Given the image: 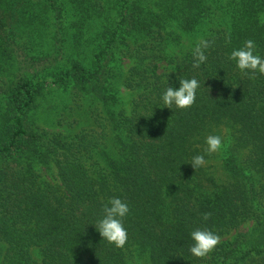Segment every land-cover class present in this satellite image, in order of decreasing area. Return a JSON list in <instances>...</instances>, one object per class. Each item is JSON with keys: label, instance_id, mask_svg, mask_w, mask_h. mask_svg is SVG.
Segmentation results:
<instances>
[{"label": "trees", "instance_id": "obj_1", "mask_svg": "<svg viewBox=\"0 0 264 264\" xmlns=\"http://www.w3.org/2000/svg\"><path fill=\"white\" fill-rule=\"evenodd\" d=\"M46 28L34 55L96 127H40L29 116L43 82L2 79L0 264H264V75L228 59L246 40L264 56V0H0V60ZM201 40L207 60L194 67ZM192 77L191 107H159L169 83ZM120 87L134 94L128 111ZM208 135L220 151L206 153ZM52 166L53 181L40 172ZM110 197L130 209L122 248L93 225ZM196 228L219 237L203 257L188 250Z\"/></svg>", "mask_w": 264, "mask_h": 264}, {"label": "clouds", "instance_id": "obj_2", "mask_svg": "<svg viewBox=\"0 0 264 264\" xmlns=\"http://www.w3.org/2000/svg\"><path fill=\"white\" fill-rule=\"evenodd\" d=\"M209 47V42L201 40L193 49L194 67H200L205 63L207 57L205 49ZM229 60L235 63L242 73L248 76H255L257 73L264 75V56L256 52L254 41L246 40L239 48H233ZM178 86L175 82L162 91L160 95L161 108L186 109L192 106L196 99L197 90L200 87V81L195 77L179 78ZM207 145L206 153H216L223 147L222 137L220 135H208L205 137ZM194 168L205 164V156L196 154L189 161ZM130 209L127 202L120 197H110L102 207V212L97 221L93 224L103 240L117 248H122L127 240V229L124 225V219ZM210 213L203 215V220H207ZM192 243L189 246V252L196 257H203L208 254L219 242V237L213 231L207 228H196L190 232Z\"/></svg>", "mask_w": 264, "mask_h": 264}, {"label": "rangeland", "instance_id": "obj_3", "mask_svg": "<svg viewBox=\"0 0 264 264\" xmlns=\"http://www.w3.org/2000/svg\"><path fill=\"white\" fill-rule=\"evenodd\" d=\"M50 29L46 28V32L43 30L44 32L40 34L39 43L34 44L33 48L29 45L26 47L23 44V41L29 38L26 35L27 33H22L21 37L17 40L18 45L15 46L17 48H6L5 54L2 55L3 57L0 60V83L3 78L7 80L8 78H14V76L17 77L19 75L26 76L35 82H43L42 94L38 98V105L30 112L29 116L30 120L40 127L63 133L94 128L96 127L94 121L95 115L97 114L96 111L90 112L89 106L84 101H80V97H76L70 91L68 92V90L59 87L54 83L53 77L46 75L47 72L44 68L48 66V57L34 55L37 54L38 48L43 51L48 49ZM4 47L1 46V48ZM12 54L14 58L10 61L9 56ZM27 54L40 59H30L31 56L29 57ZM128 64L129 61L126 60L123 64V70L128 68ZM119 90V106L124 107L128 111L134 94L123 87H120ZM40 172L47 180L53 181L55 178V169L53 166L48 171L42 168ZM246 226V224L242 226L241 230H246ZM233 234L234 232L223 238H230Z\"/></svg>", "mask_w": 264, "mask_h": 264}]
</instances>
